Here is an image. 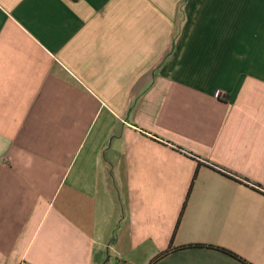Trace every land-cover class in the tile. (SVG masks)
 Here are the masks:
<instances>
[{"label": "crops", "instance_id": "0c3cea01", "mask_svg": "<svg viewBox=\"0 0 264 264\" xmlns=\"http://www.w3.org/2000/svg\"><path fill=\"white\" fill-rule=\"evenodd\" d=\"M170 246L264 264V0H0V264Z\"/></svg>", "mask_w": 264, "mask_h": 264}, {"label": "trees", "instance_id": "16d2710c", "mask_svg": "<svg viewBox=\"0 0 264 264\" xmlns=\"http://www.w3.org/2000/svg\"><path fill=\"white\" fill-rule=\"evenodd\" d=\"M195 177H196V175H195ZM188 246H189V245H188ZM185 247H187V246H185ZM175 248H176V247L170 246L169 249H166V250L160 252L159 254H157L155 257H153V258L149 261V263H147V264H157V262H158L162 257H164L167 253H169L170 251L174 250ZM218 248L221 249L222 251H225V252H227V253H229V254H231V255H233V256H235V257H237V258H239V259H241V260H243V261H245L242 257H240L239 255L235 254L234 252H232V251H230V250H228V249H226V248H224V247H218ZM245 262H247V261H245ZM118 264H129V263H126V262H119ZM249 264H252V263H249Z\"/></svg>", "mask_w": 264, "mask_h": 264}, {"label": "built area", "instance_id": "2783aa9c", "mask_svg": "<svg viewBox=\"0 0 264 264\" xmlns=\"http://www.w3.org/2000/svg\"><path fill=\"white\" fill-rule=\"evenodd\" d=\"M20 264H26L25 262H23V263H20Z\"/></svg>", "mask_w": 264, "mask_h": 264}]
</instances>
